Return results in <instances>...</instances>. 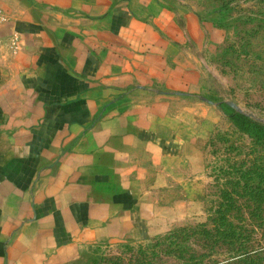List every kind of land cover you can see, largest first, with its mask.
<instances>
[{"label":"crops","instance_id":"1","mask_svg":"<svg viewBox=\"0 0 264 264\" xmlns=\"http://www.w3.org/2000/svg\"><path fill=\"white\" fill-rule=\"evenodd\" d=\"M189 38L157 0H0V264L157 228L150 188L197 164L214 116L171 108Z\"/></svg>","mask_w":264,"mask_h":264},{"label":"rangeland","instance_id":"2","mask_svg":"<svg viewBox=\"0 0 264 264\" xmlns=\"http://www.w3.org/2000/svg\"><path fill=\"white\" fill-rule=\"evenodd\" d=\"M157 1L190 33L192 87L171 108L214 112L194 122L197 164L180 161L172 183L150 188L155 230L61 264H264V138L235 121L264 126V0Z\"/></svg>","mask_w":264,"mask_h":264},{"label":"trees","instance_id":"3","mask_svg":"<svg viewBox=\"0 0 264 264\" xmlns=\"http://www.w3.org/2000/svg\"><path fill=\"white\" fill-rule=\"evenodd\" d=\"M232 117L234 119V116ZM237 117L242 119V120H237V123L239 124L240 127H242L243 129H246L247 131H249L251 134L255 136L259 135L262 138H264V126L262 127L261 125H258L255 122H251L249 119L241 115L236 116L235 121L236 119H238Z\"/></svg>","mask_w":264,"mask_h":264}]
</instances>
